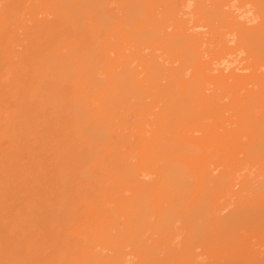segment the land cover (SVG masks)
<instances>
[{"label":"bare ground","instance_id":"obj_1","mask_svg":"<svg viewBox=\"0 0 264 264\" xmlns=\"http://www.w3.org/2000/svg\"><path fill=\"white\" fill-rule=\"evenodd\" d=\"M0 264H264V0H0Z\"/></svg>","mask_w":264,"mask_h":264},{"label":"rangeland","instance_id":"obj_2","mask_svg":"<svg viewBox=\"0 0 264 264\" xmlns=\"http://www.w3.org/2000/svg\"><path fill=\"white\" fill-rule=\"evenodd\" d=\"M240 260V259H239ZM242 261V260H241Z\"/></svg>","mask_w":264,"mask_h":264}]
</instances>
